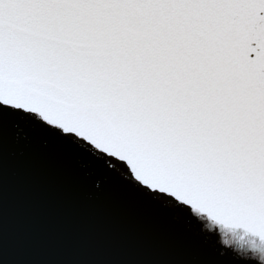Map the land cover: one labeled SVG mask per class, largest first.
Wrapping results in <instances>:
<instances>
[{
  "label": "snow or ice",
  "instance_id": "obj_1",
  "mask_svg": "<svg viewBox=\"0 0 264 264\" xmlns=\"http://www.w3.org/2000/svg\"><path fill=\"white\" fill-rule=\"evenodd\" d=\"M5 116L264 264V0H0Z\"/></svg>",
  "mask_w": 264,
  "mask_h": 264
},
{
  "label": "water",
  "instance_id": "obj_2",
  "mask_svg": "<svg viewBox=\"0 0 264 264\" xmlns=\"http://www.w3.org/2000/svg\"><path fill=\"white\" fill-rule=\"evenodd\" d=\"M223 252L231 233L213 234ZM127 176L95 173L55 137L0 126V264H236ZM257 264L259 262L257 261Z\"/></svg>",
  "mask_w": 264,
  "mask_h": 264
}]
</instances>
